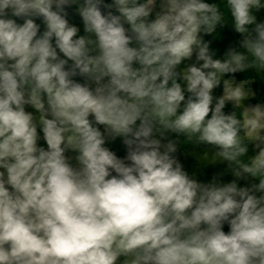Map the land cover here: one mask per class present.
Segmentation results:
<instances>
[{
    "label": "clouds",
    "instance_id": "9594fccd",
    "mask_svg": "<svg viewBox=\"0 0 264 264\" xmlns=\"http://www.w3.org/2000/svg\"><path fill=\"white\" fill-rule=\"evenodd\" d=\"M0 264H264V0H0Z\"/></svg>",
    "mask_w": 264,
    "mask_h": 264
},
{
    "label": "trees",
    "instance_id": "16d2710c",
    "mask_svg": "<svg viewBox=\"0 0 264 264\" xmlns=\"http://www.w3.org/2000/svg\"><path fill=\"white\" fill-rule=\"evenodd\" d=\"M185 164H186V167H188L191 170L192 165H193V161L191 159H188L185 161ZM212 171H214V170L213 169L208 170L209 175L211 174Z\"/></svg>",
    "mask_w": 264,
    "mask_h": 264
}]
</instances>
